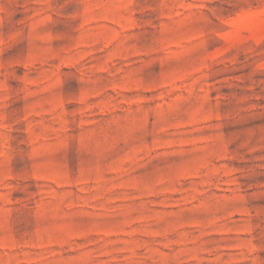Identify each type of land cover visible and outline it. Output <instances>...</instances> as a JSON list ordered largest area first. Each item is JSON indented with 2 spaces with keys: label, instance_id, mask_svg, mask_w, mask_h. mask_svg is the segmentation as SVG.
Returning <instances> with one entry per match:
<instances>
[{
  "label": "rangeland",
  "instance_id": "rangeland-1",
  "mask_svg": "<svg viewBox=\"0 0 264 264\" xmlns=\"http://www.w3.org/2000/svg\"><path fill=\"white\" fill-rule=\"evenodd\" d=\"M0 264H264V0H0Z\"/></svg>",
  "mask_w": 264,
  "mask_h": 264
}]
</instances>
